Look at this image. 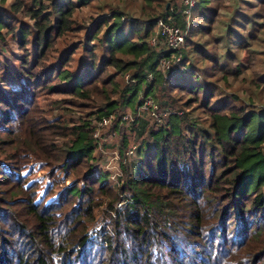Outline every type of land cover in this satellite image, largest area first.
Masks as SVG:
<instances>
[{
  "label": "trees",
  "instance_id": "16d2710c",
  "mask_svg": "<svg viewBox=\"0 0 264 264\" xmlns=\"http://www.w3.org/2000/svg\"><path fill=\"white\" fill-rule=\"evenodd\" d=\"M95 1L98 15L80 28L74 13L94 0H0V43L10 36L20 50L13 63L4 56L0 60V264H264V105H254L245 93L242 104L227 106L228 97L200 79L204 70L193 59L198 55L221 72L219 59H231L232 45L243 48L255 40L253 18L245 35L234 28L245 26L229 19L226 50L218 55L190 37L212 35L222 1L195 0L190 20L180 25L189 23L193 35L165 51L156 50L159 42L151 45L149 38L159 20L178 25L167 5L172 0ZM160 1L159 15L148 17ZM252 3L258 7L264 0ZM81 29L82 36L50 60L57 40ZM180 49L182 56L170 70L157 69L161 58ZM5 51L0 47V55ZM186 62L191 70H181L177 78L174 71L185 69ZM240 73V66L223 72ZM242 80L258 95L264 89V71ZM162 83L184 100L177 106L179 99L169 96L165 123L154 121L157 128L147 131L154 151L140 161L135 176L123 168L116 191L88 164L96 147L88 122L49 124L70 136L59 151L45 130H34L31 121L24 126L44 90L103 101L101 116L126 105L137 111ZM185 108L204 112L207 128L190 121L184 132ZM30 154L50 164L63 160L62 174L72 180L55 199L39 201L25 184L21 170L32 161ZM122 194L129 198L119 208L115 202ZM103 205L102 223L89 229L95 209Z\"/></svg>",
  "mask_w": 264,
  "mask_h": 264
},
{
  "label": "rangeland",
  "instance_id": "374dc122",
  "mask_svg": "<svg viewBox=\"0 0 264 264\" xmlns=\"http://www.w3.org/2000/svg\"><path fill=\"white\" fill-rule=\"evenodd\" d=\"M221 1L222 6L219 9V16L212 25V35L215 37L218 36L217 40H214L210 34L201 35L200 32H197L194 35L191 33L193 36L190 38H193L195 43L206 46L209 52H215L216 54L221 55L224 50H226L225 30L229 19L232 17L233 24H242L245 26L244 29L234 26L237 32H242L241 30H243L244 35L250 30L251 22L249 19L253 18L255 26L258 27L256 30V38L243 48L232 45L228 49V58L230 57L231 59L228 60L225 57H220L219 59L218 66L222 67L223 65L221 72L210 61L203 60L198 55L193 56L196 66L204 70L205 75L202 77L200 76V79L204 83H209L211 87H214L216 93L218 92L221 93L222 96H227V106H230V103L242 104L241 100L247 98L245 93L251 94L250 96L253 99L254 105H264V89H262L258 95V90L248 87L249 85L247 86L245 81L242 80L243 76H246V78L254 77L264 71V5L254 7L252 2L255 0ZM96 3L97 1L94 0L92 4L90 3L85 7L79 8L74 13V21L79 24L80 28L90 22L91 18L98 15L99 11L96 8ZM163 4L164 1L153 3L154 6L149 9L150 13H146L147 16H153L156 18L162 10ZM170 4L179 18L177 26L181 27L180 25H182L186 18L184 17L186 6L183 0H172L171 3L167 1V5ZM112 5L115 7L117 4ZM131 5H133L134 11L137 12L134 8L137 6V3L133 2ZM190 18L186 19L189 21ZM156 24L154 25V32L151 35L156 33ZM181 28L184 29L185 26L184 28ZM188 31H190L189 23L185 35H191ZM82 34L83 29H81L79 33L72 32L68 34V36L65 37V40L61 38L58 39L55 49H53L51 53L53 57L50 55V60L61 52L65 46L67 47V42L78 40ZM189 46L185 48L186 51L190 50ZM0 47H3L6 50L4 55H0V60H2L4 56L6 61L13 63V54H20L17 44L10 38V36H7L5 42L0 43ZM156 50H168L164 39L161 40L159 38V44L157 45ZM181 51L182 49L178 50V52H172L170 56V66L179 61L182 56ZM102 52L103 50L101 47L96 49V54H98V56H101ZM79 55L80 50L74 55L75 59L70 63V68L72 70H75L78 66ZM191 60L189 59L188 62H191ZM188 62H186L184 66L185 69H182L183 66H181L178 70L174 71V73L177 74V78L180 77L181 70H191ZM235 66H240L241 73L239 75L232 76L231 74H223V72L227 73L230 68H234ZM166 87L167 84L165 83L158 85L154 91L155 95H149L148 97L157 105L156 112L159 114V117L152 115L151 111L148 112L144 110L138 112V109L136 111L131 106L127 105L121 106L114 113L99 116L97 111L98 109L104 108L105 102L103 101L96 100L95 98L82 100L66 93L44 90L33 100L31 107L32 113L28 117L29 120H25L24 126L27 127V123H30L31 121L34 130H45L43 132H47L51 135V142L58 147L59 151L60 149L63 150L66 148L65 144L69 142L70 136L61 135L59 129L49 127V124L56 122V124H66L68 127H71L72 125H77L85 120L95 132L96 122L99 118L107 117L108 123L100 127L97 130L96 135L95 133L93 135L95 137L94 142L96 147L92 154L93 157L88 164L93 167L95 173L106 176L105 183L116 191L125 176L123 168L127 169L126 173L135 176L139 170L140 161L145 160L147 155L154 151L151 141L148 142L146 140V137L148 136L147 131L150 128H157V125L153 123L154 121H157L158 125L165 123L166 119L164 117L167 115H165L164 112L171 108V105H169V96H176L177 99H179L177 106H179L184 100L183 94L175 95L176 90L169 92ZM169 93L171 95H169ZM188 97L190 96H186L185 99ZM113 98H116V95ZM195 106L196 105H194V107ZM185 110L187 115L185 116V122L182 124L184 132H186V124L190 121H195L198 125L207 128V125L203 122L206 120V114L204 112L196 108H185ZM124 115L128 117L126 119L122 118L121 116ZM26 140H28L27 137ZM30 156L32 161L26 164L21 170L25 184L31 185L32 188L35 189V198H38L39 201L47 202L55 199L60 188L68 185L72 180V177L67 178L65 174H62L63 170L60 169V164L63 160H54L50 164L44 162L42 159L35 161L33 155L30 154ZM58 156H60V152H57L54 155V158H58ZM26 160L27 158L24 157V159L20 160V163L25 162ZM83 173L84 170H81L80 175L82 176ZM81 183L82 182L80 181V184ZM128 198L126 195L122 194L119 200L115 202V206L122 208L123 206L120 207L117 203L123 201L126 204ZM103 207L104 205L95 209L96 218L93 222L89 223V229H94L102 223V218H104V212L102 213Z\"/></svg>",
  "mask_w": 264,
  "mask_h": 264
},
{
  "label": "built area",
  "instance_id": "2783aa9c",
  "mask_svg": "<svg viewBox=\"0 0 264 264\" xmlns=\"http://www.w3.org/2000/svg\"><path fill=\"white\" fill-rule=\"evenodd\" d=\"M183 2L186 6V10L184 11V14H185V17L188 19L190 16V10L193 8L195 0H183ZM156 26H157L156 33L149 38V43L151 45L157 44L159 42V37H162V39H164V42L166 43V45L169 49H177L183 44L185 33L188 29V23H186L185 28L182 29L181 27H178V26H175V25H172L169 23H165V22L159 20L157 22ZM170 68H171L170 59L169 58H161L157 69L160 70L161 72L165 73L168 70H170ZM150 77H151V75H149V78ZM126 78H127V76H126ZM144 110H146L148 112L151 111L152 115L159 117V114H157V112H156L157 111V105L150 98H145L138 108V112L144 111ZM168 113H169L168 110L166 112H164L165 115H167ZM121 117L126 119L128 116L124 115ZM107 123H108L107 117H100L99 120L96 122L95 132H94L95 135H96L97 130L100 127L106 125ZM120 202L117 203L118 206L122 207L125 205V203L123 201H120Z\"/></svg>",
  "mask_w": 264,
  "mask_h": 264
}]
</instances>
